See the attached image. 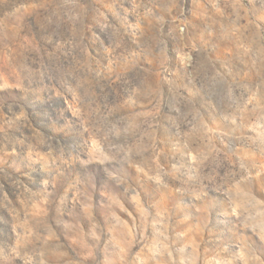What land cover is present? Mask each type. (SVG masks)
<instances>
[{
  "label": "rangeland",
  "instance_id": "obj_1",
  "mask_svg": "<svg viewBox=\"0 0 264 264\" xmlns=\"http://www.w3.org/2000/svg\"><path fill=\"white\" fill-rule=\"evenodd\" d=\"M0 264H264V0H0Z\"/></svg>",
  "mask_w": 264,
  "mask_h": 264
}]
</instances>
